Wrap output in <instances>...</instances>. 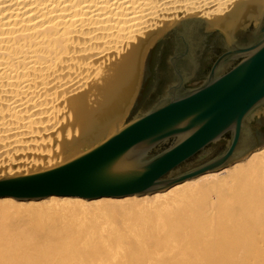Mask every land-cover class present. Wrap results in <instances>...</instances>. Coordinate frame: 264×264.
I'll use <instances>...</instances> for the list:
<instances>
[{
	"label": "bare ground",
	"instance_id": "1",
	"mask_svg": "<svg viewBox=\"0 0 264 264\" xmlns=\"http://www.w3.org/2000/svg\"><path fill=\"white\" fill-rule=\"evenodd\" d=\"M263 5L0 0V174L55 165L111 132L145 51L178 21L232 36ZM0 264H264V145L153 193L0 197Z\"/></svg>",
	"mask_w": 264,
	"mask_h": 264
},
{
	"label": "water",
	"instance_id": "2",
	"mask_svg": "<svg viewBox=\"0 0 264 264\" xmlns=\"http://www.w3.org/2000/svg\"><path fill=\"white\" fill-rule=\"evenodd\" d=\"M241 41L200 18L172 28V79L163 93L102 141L53 167L0 177V197L19 200L50 195L85 199L142 195L226 166L255 147L247 121L264 108V5ZM217 33L225 50L201 83L186 86L197 48ZM181 62V63H180ZM196 67V64H193ZM225 138L223 149L180 173V165ZM244 146L243 143H245Z\"/></svg>",
	"mask_w": 264,
	"mask_h": 264
},
{
	"label": "flooded vegetation",
	"instance_id": "3",
	"mask_svg": "<svg viewBox=\"0 0 264 264\" xmlns=\"http://www.w3.org/2000/svg\"><path fill=\"white\" fill-rule=\"evenodd\" d=\"M251 27L252 26H249L246 29L239 28L237 30L238 32L236 31L234 33V39L237 41L247 39L249 37ZM172 49L173 35L170 30L162 38H160L154 44V46H152L151 50L148 52L144 60L141 90H143L145 94H152V97L149 100L150 102L153 101L158 95L163 93L172 79L173 73L169 63V58L173 51ZM224 50L225 48L223 46V43L217 33H211L210 35H208L204 44L200 45L197 48L194 63L186 59L181 60L183 68L186 69V73L188 75L192 73L185 85L195 86L201 83L204 75L209 70L214 59ZM193 64H196V67ZM261 130V125L254 128V132H256V134H259ZM226 142L227 140L225 139V143L222 144L220 149L207 154L205 152L208 149H204L200 152V154H196L194 157L181 164L179 169L174 173L186 171L204 162V160L206 161L210 159L219 150L223 149Z\"/></svg>",
	"mask_w": 264,
	"mask_h": 264
},
{
	"label": "rangeland",
	"instance_id": "4",
	"mask_svg": "<svg viewBox=\"0 0 264 264\" xmlns=\"http://www.w3.org/2000/svg\"><path fill=\"white\" fill-rule=\"evenodd\" d=\"M257 14V13H256ZM256 14H252L251 16L247 17L246 19H244L242 21V23L240 24L239 28H242V29H246L248 28L249 26L253 25L256 21ZM238 26H236V29H239L237 28ZM171 30V27L168 28L167 30H165L164 33H162L161 35H159L157 37V39H155V41L153 42L152 46H154V44L160 39L162 38L167 32H169ZM152 46L150 45L148 47V49L145 51L144 55H143V58L141 59V62H140V68H139V79H138V85H137V89H136V92H135V95H134V99L132 101V104L129 106V108L127 109V111L123 114L121 120H119V122L114 125L113 129L111 130V132L109 131H105L103 133H101L99 135V137L97 136V138L95 137L93 140H91L90 142L88 143H85L83 145H81L79 147V149L75 150V151H71L70 153L68 154H65L66 156L63 157V161L60 160L59 162L60 163H63L64 161L80 154L81 152L83 151H86L87 149L91 148L92 146L96 145L97 143H99L100 141H102L104 138H106L107 136H109L110 134H112L114 132L115 129L123 126L127 121H129L130 119H132L133 117H135L136 115L139 114V112L144 109L146 107V105L149 103V100L151 99L152 97V94H148V93H144L143 90H141V82H142V75H143V67H144V60L148 54V52L151 50ZM247 125L250 126V128L253 130L254 132V128H256V126H262V130L259 132V134H256V132H254V141H255V147L253 149H251L250 151H253L254 149H257L258 147H261L264 145V108H261L259 110H257L252 116L251 118L247 121ZM105 133V134H104ZM247 141H245V143H243V146L246 143ZM14 143H20V141L18 140H15ZM225 143V138L223 139H220L219 141H216L212 144H210L206 149H208L205 153H210V152H213V151H216L218 149L221 148L222 144ZM210 150V151H209ZM249 151V152H250ZM249 152L245 153L242 157L238 158V159H241L243 158L245 155H247ZM238 159H235L233 161H236ZM57 163L55 165H58L60 163ZM232 162V161H231ZM230 163V162H229ZM228 163V164H229ZM55 165H51L49 167H44V168H38L36 167L35 170H32V171H29L27 173H30V172H34V171H39V170H43V169H47V168H50V167H53ZM21 174V173H20ZM1 176H5V175H8L6 172H3L2 174H0ZM0 176V177H1ZM113 254H110L109 256H112Z\"/></svg>",
	"mask_w": 264,
	"mask_h": 264
}]
</instances>
